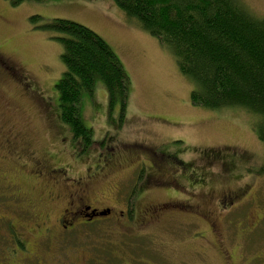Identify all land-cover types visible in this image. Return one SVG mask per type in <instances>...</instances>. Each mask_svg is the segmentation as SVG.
Masks as SVG:
<instances>
[{
  "label": "rangeland",
  "instance_id": "1",
  "mask_svg": "<svg viewBox=\"0 0 264 264\" xmlns=\"http://www.w3.org/2000/svg\"><path fill=\"white\" fill-rule=\"evenodd\" d=\"M241 2L253 16H264V0ZM33 16L40 23L72 20L95 31L128 73L122 120L117 109L109 110L99 81L92 102L84 98V125L93 130L94 143L104 140L102 146L82 150L59 120L54 85L64 71L62 47L53 32L30 21ZM191 88L168 49L112 0H25L16 6L0 0V140L10 136L13 151L22 156L9 163L0 158L6 177L1 187L30 190L34 183L35 192L44 191L45 181L26 178L28 172L14 177L10 170L29 171L30 158L41 159L71 179L83 177L89 202L111 208L109 219L94 226L36 232L22 218L32 211L30 199L10 200L0 189V264H264V155L252 129L256 117L236 108L195 106ZM163 155L186 165L156 172L166 182L175 177L173 183L149 174L153 164L162 167L157 162H165ZM58 182L66 194L65 183ZM63 205L62 199L58 207ZM126 210L135 220H127Z\"/></svg>",
  "mask_w": 264,
  "mask_h": 264
},
{
  "label": "trees",
  "instance_id": "2",
  "mask_svg": "<svg viewBox=\"0 0 264 264\" xmlns=\"http://www.w3.org/2000/svg\"><path fill=\"white\" fill-rule=\"evenodd\" d=\"M112 1L168 49L180 74L192 84L193 105L206 110L236 108L256 117L252 129L264 155V16H253L241 0ZM22 2L11 0L13 6ZM40 20L39 16L30 18L40 29L53 32L52 38L62 47L64 71L54 85L59 120L82 150L102 146L104 140L94 143L93 130L84 125L82 105L86 98L92 99L99 81L109 110L117 109L122 120L130 95L128 73L95 31L72 20ZM262 163L260 173H264Z\"/></svg>",
  "mask_w": 264,
  "mask_h": 264
},
{
  "label": "flooded vegetation",
  "instance_id": "3",
  "mask_svg": "<svg viewBox=\"0 0 264 264\" xmlns=\"http://www.w3.org/2000/svg\"><path fill=\"white\" fill-rule=\"evenodd\" d=\"M6 69L10 70L8 68V66H6ZM10 138L11 137L9 136V137L2 138L0 140V149L3 151L0 153V156H1L0 158L2 159L3 163L4 162L9 163L10 157L16 158L18 161H20L22 158V156L20 157L18 155V153L13 151V144L11 143ZM159 157L160 156L157 157L158 161H159ZM167 157H168V159L167 158L164 159V155H163V156H161V160H164L165 162H160V161L157 162L160 165H162V167L161 166L158 167L156 164H153L151 167L152 171L159 168V170L155 171V173L153 171L152 177L160 179V181L164 182V184L173 183L175 177H173V179L168 180L167 182L164 181L163 178H162L163 179L162 180L160 178V176L157 175V173H159V171H160V173H162L161 172L162 168H166V167L168 168V166H169V170H175L176 171L177 169H180V168L182 169V167H186V165H184L182 163V161L177 158V156H174V155L169 156L168 155ZM30 160L32 161L33 164H32V167L29 168V171L27 169L28 168L27 166H24V167L19 166L16 168L14 167V168H10V170L14 171V173H15L14 177L15 176L21 177V175L24 172H28L29 175L25 176L26 178H29V179L35 178V180H37V181H43V182L45 181L44 191L35 192L34 186H36V184H34V183H33V187H30L31 188L30 190H26V188L23 190V188H21L20 184L18 186H16V185H11V186L4 185V187H1L2 185H0V189H1V191H3L5 189V190H7V193L9 192V195H10L9 197L6 196V191L5 192L3 191L1 193V194H5L3 196L6 197L7 199L14 200V201H22V199L25 201L24 198H26V197H27V199H30L32 204L30 202H28V203L30 205V208H32V211L29 210L28 212H26L25 215L23 214L22 218H24L26 221H28V223L32 226V228L36 232H39L38 230L40 228L43 229V232L50 231L52 228H59L63 232L68 233V229H71V231H73L74 226H76V225L77 226L75 227V229L79 228V227L84 229L88 224H90V222L95 223V221H100L101 219H102V221L109 219V216L111 214V211H110L111 208L106 207V208L100 209L98 207L93 206L89 202V200H88L89 196H88V193L86 190L88 183L86 182L87 183L86 184V183L82 182L83 177H81L77 180H75L73 178L71 179L64 174V170L57 168V167L46 165L45 160L34 159V158H30ZM171 162L174 163L173 165L176 168L172 167ZM142 165L143 166L145 165L144 162L142 163ZM13 166H15V165H13ZM135 166H138V164ZM135 168H137V167H135ZM1 176L2 175L0 174V180L2 178L6 179V177L4 175L2 176V178H1ZM89 177L95 178V176H91V175L88 176V179H89ZM60 179H61V181H63L65 183V186H62V187H64V189H66V194L63 193L61 190H59L58 186H61V185L59 184L58 181ZM48 181H49V183H48ZM139 191H140V189H136L137 194L139 193ZM120 192H121V190L118 189L117 193L119 194ZM127 193H129L130 196H134V194H133L134 190H130ZM29 195H31L33 199L29 198ZM62 199L64 201V205L59 208L58 206H60ZM125 202H126L125 203L126 209H130L133 207L131 204L128 203V202H130V199L125 198ZM167 204H168V202L165 203V205H167ZM39 207H42L44 209L42 211L37 210V208H39ZM53 208L57 209V211H56V213H54L52 215ZM170 208H173V207H170ZM147 211L148 210L146 208V211H144V213L142 212V214L146 215ZM149 213L155 214L156 213L155 208L151 206ZM120 214H122V213H120ZM124 214H125V217L127 218V220H133L135 218L131 214L128 215L127 210L124 212ZM3 219H5V218H2V220ZM7 220H8L9 225H10L12 223L11 219L10 220L7 219ZM13 227L14 226H12V227L10 226L12 234L16 233L15 232L16 230ZM22 230L23 231L25 230V232H28L29 228L27 226H25V228ZM16 234H18V233H16ZM37 264H40V261H38Z\"/></svg>",
  "mask_w": 264,
  "mask_h": 264
}]
</instances>
